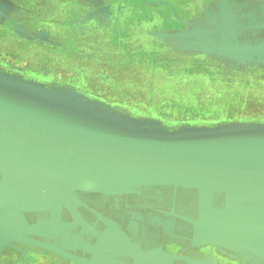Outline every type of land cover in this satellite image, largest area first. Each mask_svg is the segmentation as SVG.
<instances>
[{"label": "water", "instance_id": "1", "mask_svg": "<svg viewBox=\"0 0 264 264\" xmlns=\"http://www.w3.org/2000/svg\"><path fill=\"white\" fill-rule=\"evenodd\" d=\"M219 5L221 13L154 35L181 50L229 58L252 54L250 45L236 46L247 35L246 28L236 26L243 25L240 13L226 7L227 0ZM137 123L77 90L0 75V249L22 244L85 263L31 237L42 234L41 226L56 230L58 217L69 213L72 227L59 231L68 236L71 228L79 229L88 234L89 244L95 235L97 247L111 252L108 260L125 254L136 264H173L184 256H171L162 247L140 250L115 221L96 234L78 211L87 195L140 194L146 200L173 194L176 200L187 196L194 201L190 208L187 202L177 207L175 201L172 210L160 211L164 218L150 212L149 223L173 230L181 221L178 228L192 246L216 245L229 257L263 264L264 124L220 127L185 143L161 130L142 131ZM26 213L43 218L33 226Z\"/></svg>", "mask_w": 264, "mask_h": 264}, {"label": "flooded vegetation", "instance_id": "2", "mask_svg": "<svg viewBox=\"0 0 264 264\" xmlns=\"http://www.w3.org/2000/svg\"><path fill=\"white\" fill-rule=\"evenodd\" d=\"M0 2L7 7V14L15 16L13 17L15 21L10 20L9 15L0 18V64L2 66L34 78L72 83L96 92L111 101L126 102L135 108L136 112L157 115L168 121L172 120L171 122H174V119L192 121L226 119L220 113L207 112L202 109L184 111L176 117L178 112L176 114L166 113L149 104H139L132 98H126L125 93L119 90V85H112L108 80V77L112 76L110 62L113 57L117 58L118 64L126 61L134 68L145 66L146 61L140 60L139 57L142 53L130 55L124 52L125 49L134 47L133 50L144 52L146 40L148 50L158 51V54H162L167 48L171 49L170 46L152 37L151 31L187 27L185 21L193 18L187 15L188 12L180 16L183 7H180L175 0H0ZM240 2L244 3L245 0H240ZM79 3L84 4L83 10H78ZM217 3V0H204V17L205 8L207 6L213 8ZM202 8L203 6H200L201 10ZM173 9L182 21L177 22L173 18L172 20L166 19L170 18V11ZM200 14L202 15L201 11ZM243 24L250 27V24ZM244 25L236 24L237 27ZM252 28L250 32L256 30L257 26H252ZM41 30L44 35L37 36L36 33ZM45 30L50 32L48 37L45 35ZM260 30L264 31V27L262 26ZM30 36H33V39ZM242 39L245 40L243 37ZM241 43L244 44V42ZM137 45H142L144 48L136 47ZM187 56H189V61L194 62L195 65L204 66V73L196 76L203 77L205 84L212 82L216 85L222 82L239 84L245 78L252 79V77L264 74V66L243 64V67L234 69L230 68L231 65L223 59L184 52L182 60L187 61ZM125 88L130 90V87ZM249 115L253 118L264 119L262 114ZM229 117V119H241L236 114L234 116L229 114ZM103 197L100 195L84 196L83 204L78 209L81 218L92 226L96 234L106 231L108 221H115L121 226L120 230L124 231L132 242L138 244L140 250L149 251L162 247L171 256H184V258H175L173 264H192L191 260H200L202 264H208V261L209 264H255V259H244L240 256L229 257L220 252L216 245L206 244L199 248L192 246L184 236L186 232L178 228L179 224H182L181 221L175 222L178 226L173 230H167L148 222L150 218L146 215L150 212L152 216L164 218L165 214L157 209L159 204L170 210L175 201L177 207L181 205L180 202H187L189 206L190 201L187 196H179L177 200L174 199L173 194L158 195L157 198L146 200L140 196L122 197L123 203L119 209H113V204L102 202ZM26 218L34 226L39 224L43 215L26 213ZM72 222L71 215L64 213L58 217V223L61 226L56 229L57 231L44 229L41 226L42 234L31 235V237L56 246L69 255L77 256L86 264H89L87 261H93L90 264H119L122 262L136 264L134 258L127 257L125 254L115 257L116 262L108 260L111 252L102 245L97 247L95 235L90 239L91 244L88 243V234H81L79 229L71 228V235H63L59 230L62 226L72 227L70 225ZM129 222L137 224L136 230L129 227ZM262 262L264 264L263 260ZM0 264L78 263L48 249L14 244L6 249H0Z\"/></svg>", "mask_w": 264, "mask_h": 264}, {"label": "rangeland", "instance_id": "3", "mask_svg": "<svg viewBox=\"0 0 264 264\" xmlns=\"http://www.w3.org/2000/svg\"><path fill=\"white\" fill-rule=\"evenodd\" d=\"M175 1L180 4V7H183L180 16H184L188 12L187 15L193 18L189 21L204 19V0ZM217 1L216 5H219L221 0ZM200 6H203L202 10ZM226 7L240 13V22L250 24L251 28L244 24V26H241L246 28L245 31L247 32H245L247 35L242 37L250 38V40L245 39L242 41L245 42L242 44L244 48L245 45H250L247 48H249V51L251 50L252 54H260L264 57V31L260 30L262 26L264 27V0H245L244 3L240 0H227ZM169 16L170 18L167 17V20L173 18L177 22L182 21L179 14H177L178 18L175 16L173 10L170 11ZM252 26H257V29L250 32V29H253ZM152 37L157 38L156 36ZM146 41L144 42V52H138L137 49L133 50L134 47L133 49L130 47L124 50L126 54L130 55L142 53L139 57L140 60L146 61L145 66L134 68L126 61H121L118 64L116 57L111 59L112 76L108 77V80L112 85L118 84L119 90L125 93L126 98H132L139 104H149L151 107L153 106L166 113L176 114L178 112L176 117L181 112L196 111V109L220 113L221 116L226 118L225 120H232L229 119L232 118L229 117V114L233 116L236 114L241 119L253 118L249 114L264 115V74L252 77V79L245 78L239 84L224 82L219 85L213 82L205 84L203 77L196 76L204 73V66L195 65L194 62L189 61V56L186 57L187 61L182 60L184 52L192 51L181 50L168 45L171 49L167 48L165 51L163 50L162 54H158V51L148 50L149 46ZM160 42L167 45L163 41ZM138 46L144 48L142 45L136 47ZM74 68L77 69L75 66ZM125 87H130L131 91H128ZM173 121L191 122L192 120L174 119ZM101 201L105 204L117 205L123 203V198L110 196L103 197Z\"/></svg>", "mask_w": 264, "mask_h": 264}, {"label": "crops", "instance_id": "4", "mask_svg": "<svg viewBox=\"0 0 264 264\" xmlns=\"http://www.w3.org/2000/svg\"><path fill=\"white\" fill-rule=\"evenodd\" d=\"M79 5H80V7L78 8V10H83L85 8L84 4H82V3L81 4L79 3ZM205 9H206V12H205L204 20L207 19V17L209 16L210 13L216 14V13L222 12V6L221 5H215L213 8H210L207 6ZM7 11L8 10H7V7H5V4L0 2V18L3 17L4 15H7V16L9 15L8 16L9 19L12 21H15L13 18L15 16L7 14L6 13ZM87 14H88V12H87ZM169 29H177V28H169ZM179 29H183V28H179ZM157 30H160V29L152 30L151 35L155 36L154 32ZM44 32H45V35L48 37L50 32L48 30H45ZM36 35L40 36V35H44V34H43V31L41 30V31L37 32ZM30 38L33 39V36H30ZM157 40L161 41L159 39H157ZM234 41L235 40L232 39V42H234ZM166 44L170 45L168 43H166ZM237 45L238 46L242 45L241 37H239V41L237 42L236 46ZM170 46H172V45H170ZM198 53H200V52H198ZM201 54L208 55V56L218 58V59H223L226 62H228V64L231 65V68H234V69H239V68L243 67L244 66L243 64H245L246 66H248L249 64H254L256 66H264V61H259L260 60L259 56L255 55V54H253V55L252 54H246L243 57H241L240 55H237L236 57H230V58L224 57L222 55H216V54H211V53H206V52L201 53ZM17 72L18 71L11 70V69L6 68L0 64V75L1 74L4 76L6 75L7 77L10 76L9 77L10 79L21 78L25 81L37 82V83L44 85L46 88H53V87L58 86L60 88H69V89L77 90L89 99L96 100L98 102L102 101L101 103H105L106 105H108V107L112 108L116 114L122 115V117L124 119L131 120V121L133 120V121L138 122L137 124L140 125V129L142 131H149V130L159 131V130H161L165 134L174 136L176 138H182L183 140H185L184 141L185 143L196 141V140H194L196 138L204 139V136L207 133L216 132L217 131L216 129H218L220 127H229V126H233L236 124H264V119H258V118H244V119H232V120L223 119V120H215V121H191V122H189V121H187V122H182V121L176 122V121H174V122H171V121H168V120H166L160 116H157V115L155 116V115L142 114V113L136 112L135 108H133L132 106H130L126 102L111 101V100L105 98L104 96H102L96 92L86 90V89H84L80 86H77L75 84H72V83L60 82V81H55V80H47V79H43V78H34L33 76L23 74L21 72H18V74H17ZM29 79H31V80H29ZM193 125H194V127H193ZM208 128H209V130H208ZM210 128L212 130H210ZM195 131H196V133H194ZM198 131H200V132H198ZM194 134H197V135H194ZM128 196H140L143 199L145 198L144 195H140V194H128V195H123L122 197H128ZM157 197H158V194L155 196V198H157ZM187 198H189L190 205H192V202L194 201L193 198L192 197H187ZM157 209H159V211L170 210V209H165V207L162 206V204H159L157 206Z\"/></svg>", "mask_w": 264, "mask_h": 264}, {"label": "bare ground", "instance_id": "5", "mask_svg": "<svg viewBox=\"0 0 264 264\" xmlns=\"http://www.w3.org/2000/svg\"><path fill=\"white\" fill-rule=\"evenodd\" d=\"M17 74H18V72H17ZM2 75V74H1ZM6 76V75H5ZM22 76V75H21ZM10 77V76H9ZM29 80H31V79H29ZM38 81V80H37ZM31 82H33V81H31ZM58 87V86H57ZM54 88V87H53ZM102 102V101H101ZM236 122V121H235ZM249 122V121H248ZM191 125V124H190ZM193 127H194V125H193ZM201 127V126H200ZM203 127V126H202ZM212 127V126H211ZM198 129V128H197ZM206 129V128H205ZM216 129V128H215ZM208 130H209V128H208ZM207 130V131H208ZM210 130H212L211 128H210ZM193 131V130H192ZM189 132V131H188ZM196 132V131H195ZM198 132H200V131H198ZM210 132V131H209ZM82 206V205H81ZM78 209H79V207H78ZM81 210V209H80ZM80 213V212H79ZM84 216V215H83ZM84 219V218H83ZM88 221V220H87ZM81 234H84V233H81ZM87 234V233H86ZM91 246V245H90ZM208 264H209V261H208Z\"/></svg>", "mask_w": 264, "mask_h": 264}]
</instances>
